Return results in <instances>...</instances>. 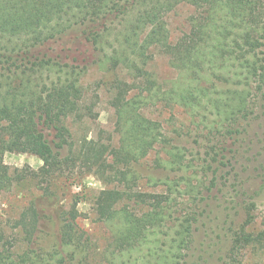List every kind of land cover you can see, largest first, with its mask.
Here are the masks:
<instances>
[{"label":"trees","instance_id":"1","mask_svg":"<svg viewBox=\"0 0 264 264\" xmlns=\"http://www.w3.org/2000/svg\"><path fill=\"white\" fill-rule=\"evenodd\" d=\"M181 5L194 12L188 31L172 40L166 17ZM155 54L166 57L177 78L158 81L149 68ZM92 66L110 77L104 89L113 131L74 140L69 124L95 119L98 96L88 101L81 86ZM263 91L264 0H0V196L26 180L42 191L12 227L23 234V252L9 250L0 224V264H100L90 261L91 243L76 226L77 202L56 209L49 192L51 180L72 165L108 186L94 199L111 235L102 264H179L196 221L192 208L180 206L195 205L209 190L221 145L240 133ZM160 103L184 110L220 147L205 159L203 178L144 114ZM158 146L166 159L157 156V166L181 175L155 181L165 191L146 192L134 166ZM5 153L36 156L41 166L11 170ZM51 225L57 242L45 249L41 239ZM263 243L264 231L243 229L231 254Z\"/></svg>","mask_w":264,"mask_h":264},{"label":"rangeland","instance_id":"2","mask_svg":"<svg viewBox=\"0 0 264 264\" xmlns=\"http://www.w3.org/2000/svg\"><path fill=\"white\" fill-rule=\"evenodd\" d=\"M193 12L192 7L181 5L167 15L166 22L172 40L188 31L187 19ZM149 68L161 83L177 78V72L169 67L163 55L155 54ZM109 78L94 66L82 77L81 86L86 99L90 101L95 95L98 96L94 108L95 119L70 123L72 139L75 140L86 132L89 137L98 138L99 130L104 131L102 137L112 133L113 112L107 105L108 94L104 89ZM252 103L251 115L241 123L240 133L233 141L221 145L224 149L223 158L222 155L218 156L221 165L209 190L202 191L195 205L180 206L183 209L192 208L196 221L193 224L192 242L188 250L183 251L185 257L179 264H264V243L246 246L231 254L234 235L243 229L254 235L264 231V91L257 92ZM144 114L161 124L169 143L184 150L187 160L198 165L197 172L199 171V177L202 175L203 178L202 167L205 159L214 158V152L218 153L220 149L215 140H208L204 134L196 131L190 124L188 115L179 107H163L160 103L154 107H146ZM112 136L114 145L116 136ZM157 156L166 159L160 146L134 166L140 173L138 184L139 189L143 191H165L166 186L160 183L155 186V181H173L181 175L158 167ZM3 162L11 170L29 167L37 171L41 166V161L29 154L5 153ZM216 165L213 164L212 169L215 170ZM206 177L207 183L211 174L207 173ZM107 187L100 178L81 172L76 165H72L63 175L54 177L49 187V192L54 195L53 204L56 209L69 210L73 203L77 202L76 226L79 232L88 236L91 243L90 261L100 264L111 235L109 224L97 216L94 199ZM40 192L42 191L36 188L33 182L26 180L0 196V224L8 235L7 247H11L9 250L15 255L23 252L24 238L23 234H18V230L12 227L19 221L23 209ZM184 197L187 199L190 195L185 194ZM48 229V233L41 239V245L45 249H50V246L57 242L54 235L56 227L51 225ZM153 240L156 241L155 238ZM136 254L137 252L133 253Z\"/></svg>","mask_w":264,"mask_h":264}]
</instances>
